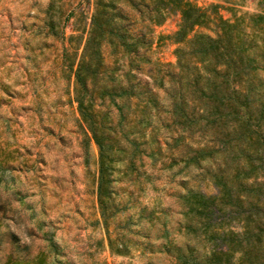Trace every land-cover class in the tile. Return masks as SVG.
Listing matches in <instances>:
<instances>
[{
	"label": "trees",
	"instance_id": "1",
	"mask_svg": "<svg viewBox=\"0 0 264 264\" xmlns=\"http://www.w3.org/2000/svg\"><path fill=\"white\" fill-rule=\"evenodd\" d=\"M259 6V13L227 19L217 3L93 0L81 52L75 48L69 65L76 110L98 149L105 226L116 210L114 146L129 145L132 155L148 141L177 148L173 164L195 163V179L214 186L213 194L188 188L179 195L198 219L186 229L207 244L200 253L187 243L175 256L180 264H264V0ZM171 11L179 14L167 36L175 61L153 60L154 28ZM113 57L125 65L110 64Z\"/></svg>",
	"mask_w": 264,
	"mask_h": 264
},
{
	"label": "rangeland",
	"instance_id": "2",
	"mask_svg": "<svg viewBox=\"0 0 264 264\" xmlns=\"http://www.w3.org/2000/svg\"><path fill=\"white\" fill-rule=\"evenodd\" d=\"M191 1L220 4L227 19L261 11L259 0ZM92 11L93 0H0V264H180L175 256L187 243L207 249L199 231L186 229L198 219L179 195L215 188L195 179V163L173 164L177 148L154 141L133 155L129 145L111 150L116 210L102 222L98 149L76 110L69 71ZM50 20L66 22L51 31ZM178 22L171 11L155 26L153 60L175 61L167 36ZM115 60L126 63L108 62Z\"/></svg>",
	"mask_w": 264,
	"mask_h": 264
}]
</instances>
